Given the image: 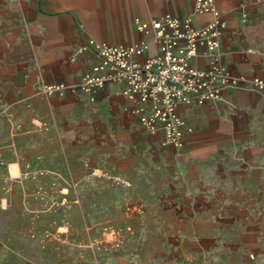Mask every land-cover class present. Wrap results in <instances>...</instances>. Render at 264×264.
I'll use <instances>...</instances> for the list:
<instances>
[{
    "label": "crops",
    "instance_id": "crops-1",
    "mask_svg": "<svg viewBox=\"0 0 264 264\" xmlns=\"http://www.w3.org/2000/svg\"><path fill=\"white\" fill-rule=\"evenodd\" d=\"M214 1L221 60L264 78V0ZM194 5L0 0V264H264L262 93L229 87L180 105L194 131L176 147L143 125L122 84L95 101L42 91L82 80L99 61L89 40L147 38L136 17L213 18Z\"/></svg>",
    "mask_w": 264,
    "mask_h": 264
},
{
    "label": "built area",
    "instance_id": "built-area-1",
    "mask_svg": "<svg viewBox=\"0 0 264 264\" xmlns=\"http://www.w3.org/2000/svg\"><path fill=\"white\" fill-rule=\"evenodd\" d=\"M194 11L210 12L213 18L196 26L191 14L166 13L147 21L136 17L138 31L147 38L133 43L89 40L82 50L94 47L99 61L81 81L44 83L43 93L56 96L83 91L95 101L101 89L122 84L143 125L152 133L161 132L165 144L183 147L194 127L179 113L180 105L203 104L218 99L229 87L244 85L264 95V78L234 74L221 60L218 49L226 23L215 1L195 0ZM151 42L156 51L143 57ZM200 56L206 65L193 63Z\"/></svg>",
    "mask_w": 264,
    "mask_h": 264
},
{
    "label": "rangeland",
    "instance_id": "rangeland-1",
    "mask_svg": "<svg viewBox=\"0 0 264 264\" xmlns=\"http://www.w3.org/2000/svg\"><path fill=\"white\" fill-rule=\"evenodd\" d=\"M240 264H244V263H240Z\"/></svg>",
    "mask_w": 264,
    "mask_h": 264
}]
</instances>
